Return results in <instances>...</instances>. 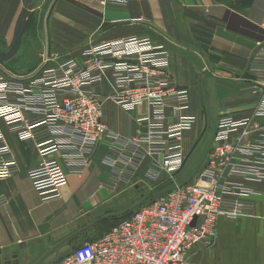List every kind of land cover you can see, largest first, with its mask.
<instances>
[{"label": "crops", "instance_id": "1", "mask_svg": "<svg viewBox=\"0 0 264 264\" xmlns=\"http://www.w3.org/2000/svg\"><path fill=\"white\" fill-rule=\"evenodd\" d=\"M25 1L0 0V51L12 45ZM33 1L38 0L30 2L19 48L4 64L8 70L15 67L12 77L22 85L51 65L41 64L43 34L46 41L52 36L57 43L46 50L44 60L50 62L66 55L80 62V53L89 42L148 35L167 51L169 74L177 87L187 89L196 119L182 133L185 160L179 171L169 175L154 165L160 156H145L139 166L127 164L119 175L103 158L128 156L132 149L124 142L146 127L136 121L135 112L126 114L112 100L103 101L101 121L119 136L117 147L99 144L80 174L70 172L58 156L67 183L60 198L48 202L39 200L26 174L40 161L34 144L18 140L0 120L19 164L18 172L0 181V200H6L0 203V250L17 246L14 252L0 255V264H51L81 244L95 241L112 228L116 216L128 213L123 208L133 204L134 197L144 198L139 189L169 183L173 187L190 179L211 145L218 119L245 116L264 97L262 89L249 88L252 74L248 71L251 56L264 43V0H128L106 5L101 0H75L79 5L62 0L51 15L50 32L48 21L41 28L39 11L51 0ZM108 78L94 91L100 98L112 92ZM165 112L167 123H175L172 108L166 107ZM25 116L37 117L32 112ZM206 130L207 141L196 152ZM199 151L189 172V158ZM249 187L255 192L251 195L253 215L218 217L216 240L194 246L188 264H264V181Z\"/></svg>", "mask_w": 264, "mask_h": 264}, {"label": "built area", "instance_id": "2", "mask_svg": "<svg viewBox=\"0 0 264 264\" xmlns=\"http://www.w3.org/2000/svg\"><path fill=\"white\" fill-rule=\"evenodd\" d=\"M128 0H101L123 4ZM80 62L73 56L45 67L24 86L0 74V120L20 141H31L40 158L26 174L38 198H60L67 173H82L99 144L116 148L119 136L101 121L102 104L112 100L126 114L135 112L146 131L124 144L128 156L107 155L103 163L122 175L127 164L160 156L157 167L172 175L184 165L182 133L196 117L187 89L170 76L168 53L148 35L89 42ZM250 89L264 94V43L251 56ZM111 93L94 92L107 77ZM108 78V80H109ZM170 106L176 122L168 124ZM37 115L28 119L25 113ZM124 163V164H123ZM19 171L18 161L0 125V181ZM264 181V97L245 116H222L197 171L181 184L141 203L134 213L92 242H85L51 264H188L196 245L213 244L220 216L235 219L254 213L249 184ZM0 200V203L5 202Z\"/></svg>", "mask_w": 264, "mask_h": 264}, {"label": "rangeland", "instance_id": "3", "mask_svg": "<svg viewBox=\"0 0 264 264\" xmlns=\"http://www.w3.org/2000/svg\"><path fill=\"white\" fill-rule=\"evenodd\" d=\"M32 1V0H31ZM38 1H40V0H38ZM38 1H33V2H38ZM60 1H62V0H51V2H45L44 3V6H43V9L42 10H40L39 11V14H40V22H41V28L43 29V26H44V22L45 21H48L47 22V27H48V31L50 32V30H51V26H50V24H51V20H52V17H51V15H52V13H55V6H56V4L58 5L59 4V2ZM67 1V3H71V4H73V5H79V3L77 2V1H75V0H66ZM53 6V7H52ZM48 16H49V19H48ZM51 18V19H50ZM66 25H68V26H74V25H69L68 23H65ZM44 35V38H43V40H42V42H43V44H41L40 45V47H41V49H42V51H43V54L45 55L43 58H42V60H41V64L42 65H45V66H48L49 64H51V65H54V64H57V63H60V62H62V61H64L65 59H67V58H69L70 56H68V55H66V56H61V57H59L58 59H55L54 61H51L50 62V60H44V59H46V50L48 49V48H53V46L55 45V44H57L56 43V41H55V39L52 37V36H49V41H46L45 40V34H43ZM50 39H51V41H50ZM47 43V44H46ZM7 51V50H6ZM5 51V52H6ZM7 62V61H6ZM6 62H0V74L2 75V76H4L5 78H7V79H15V77H12V75L13 74H11V73H13V71H11V69L13 68V70H15V67H11V69L10 70H8L6 67H5V65L4 64H6ZM20 66V65H19ZM50 66V65H49ZM8 75V76H7ZM16 77H19V76H16ZM204 96H205V101L207 102V100H206V94H203ZM212 112H214L213 110H212ZM205 114H206V112H205ZM209 115V114H208ZM207 130L203 133V137L197 142V144H196V152L198 151V149H199V147L202 145L203 146V143H205L206 141H207ZM194 154H196V153H194ZM199 154H200V151L196 154V156H194V155H192L190 158H189V164H190V166H189V168L187 169L189 172H192L193 170H192V168H191V166H194V165H196V161L199 159ZM171 184L172 183H169V184H167V185H165V187H163V189L162 190H164V189H167V188H171L172 186H171ZM159 186H161V185H159ZM159 186H157L156 188H154V186H153V188H151L150 190H148V189H139L140 190V192L141 193H144L145 194V196H144V198H140V196H138L139 198H135L134 197V202H133V204H129V205H127V206H125L124 208H123V210H125L126 212H131V211H135L139 206H140V204L142 203V202H144V201H151L156 195H157V193L159 192L158 191V188H159ZM140 193V194H141ZM147 196V197H146ZM140 201H142V202H140ZM116 217H119V215L118 216H116Z\"/></svg>", "mask_w": 264, "mask_h": 264}, {"label": "water", "instance_id": "4", "mask_svg": "<svg viewBox=\"0 0 264 264\" xmlns=\"http://www.w3.org/2000/svg\"><path fill=\"white\" fill-rule=\"evenodd\" d=\"M30 2H31V0L25 1L24 9L22 10L20 18H19L18 25H17L16 32H15V38L13 40L12 45L10 46V48L6 52L0 51V62L8 61L17 52L19 45H20V42H21L22 26L24 23V19H25L26 15L30 9ZM16 248H17L16 245L3 248L0 250V255L1 254H7L9 252H14L16 250Z\"/></svg>", "mask_w": 264, "mask_h": 264}, {"label": "trees", "instance_id": "5", "mask_svg": "<svg viewBox=\"0 0 264 264\" xmlns=\"http://www.w3.org/2000/svg\"><path fill=\"white\" fill-rule=\"evenodd\" d=\"M163 187H165V185L159 186L158 191H161L163 189ZM133 213H134V211H131V212H128L127 214H125V215H122L120 217L114 218V222L112 224V227H114L115 225H117L118 222H120L121 220L130 217Z\"/></svg>", "mask_w": 264, "mask_h": 264}]
</instances>
